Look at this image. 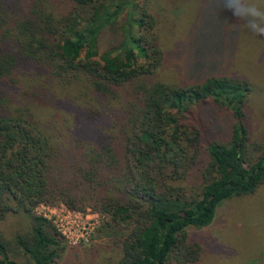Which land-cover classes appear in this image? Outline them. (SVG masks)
I'll return each mask as SVG.
<instances>
[{"label":"trees","instance_id":"obj_1","mask_svg":"<svg viewBox=\"0 0 264 264\" xmlns=\"http://www.w3.org/2000/svg\"><path fill=\"white\" fill-rule=\"evenodd\" d=\"M163 61L135 0H0V264H60L66 242L40 205L103 215L117 249L104 264L196 263L187 229L264 184L247 81L167 82ZM208 110L230 115L226 137H204Z\"/></svg>","mask_w":264,"mask_h":264},{"label":"rangeland","instance_id":"obj_2","mask_svg":"<svg viewBox=\"0 0 264 264\" xmlns=\"http://www.w3.org/2000/svg\"><path fill=\"white\" fill-rule=\"evenodd\" d=\"M253 2L264 6V0ZM135 3L146 5L157 21L164 53L158 78L178 83L224 74L247 81L251 139L264 145V36L250 32L246 22L223 10L219 0H135ZM114 36L116 29L108 30L104 44L113 41ZM50 91L59 100L67 98L56 87ZM59 109L54 110L59 120L69 117L68 108L59 106ZM208 111L211 113L202 122L204 137H226L232 121L230 115ZM187 184L197 185L198 181L191 175ZM36 212L66 232L67 237H62L67 248L60 264H104L115 258L114 243L98 231L106 220L103 215L72 212L62 205H40ZM13 222L11 218L3 222L6 234L15 229ZM187 241L197 243L201 249L199 260L192 264H264V184L252 194L223 201L215 209L211 224L187 229Z\"/></svg>","mask_w":264,"mask_h":264},{"label":"clouds","instance_id":"obj_3","mask_svg":"<svg viewBox=\"0 0 264 264\" xmlns=\"http://www.w3.org/2000/svg\"><path fill=\"white\" fill-rule=\"evenodd\" d=\"M223 10L246 22V27L257 36H264V6L253 0H219Z\"/></svg>","mask_w":264,"mask_h":264},{"label":"built area","instance_id":"obj_4","mask_svg":"<svg viewBox=\"0 0 264 264\" xmlns=\"http://www.w3.org/2000/svg\"><path fill=\"white\" fill-rule=\"evenodd\" d=\"M64 207V206H63ZM67 209V208H66ZM68 210V209H67ZM70 211V210H69ZM73 212V211H72ZM56 228V227H55ZM57 230H58V232L63 236H65V237H67V235H66V232L62 229H59V228H56Z\"/></svg>","mask_w":264,"mask_h":264}]
</instances>
